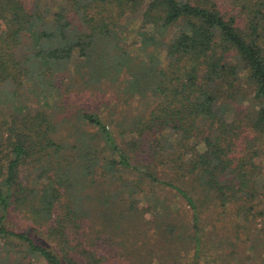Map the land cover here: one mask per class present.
Here are the masks:
<instances>
[{"label":"trees","instance_id":"1","mask_svg":"<svg viewBox=\"0 0 264 264\" xmlns=\"http://www.w3.org/2000/svg\"><path fill=\"white\" fill-rule=\"evenodd\" d=\"M62 1L81 16L85 31H69L64 6L47 20L24 0H0V105L14 107L0 116V264H78L68 234L93 217L87 203L98 198L86 189L97 192L99 172L108 176L101 186L108 178L123 179L131 196L147 180L183 197L196 248L190 264H202L204 202L225 208L262 194L264 0ZM128 14H139L147 28L144 46L153 34L170 32L167 65L140 66L130 80L129 91L144 96L141 82L152 79L154 101L117 130L99 114L83 112L99 146L82 138L81 144L56 142L49 116L20 102L25 87L31 82L46 95L45 71L68 64L78 48L85 60L77 70L90 66L97 41L119 45L115 30ZM131 59L114 58L115 74ZM26 167L33 171L25 181ZM136 172L137 178L124 176ZM108 201L103 196L99 202L108 206ZM241 211L249 212L239 205ZM15 212L33 226L13 228Z\"/></svg>","mask_w":264,"mask_h":264},{"label":"rangeland","instance_id":"2","mask_svg":"<svg viewBox=\"0 0 264 264\" xmlns=\"http://www.w3.org/2000/svg\"><path fill=\"white\" fill-rule=\"evenodd\" d=\"M24 1L29 8L41 10L47 20H52L54 13L64 6L71 21L69 31L77 34L87 29L81 16L67 10L66 1ZM141 24L139 14L122 17L121 27L115 30L120 36L119 45L113 41H97L96 46L90 50V66L77 70L76 65L83 64L85 60V55L78 48L68 64L46 70L43 78L49 91L46 95L40 90L35 92L31 82L25 87L24 93L27 95L22 96L20 102H26L33 113L42 110L49 116L55 125L52 136L56 142L81 144L79 139L82 138L89 144L97 143L93 138L94 129L81 118L85 111L99 114L117 130L118 126L126 127L146 110L148 102L154 101L152 79L141 82L147 87L144 96L137 91L135 94L129 91L130 80L137 70H141L140 66L167 65L166 45L170 42V32L167 35L164 33L165 37L153 34V40L144 46L142 43L146 35L143 32L147 28ZM149 52L154 56H150ZM118 56L132 59L115 74L112 61ZM91 66L94 75L91 74ZM37 93L41 95L36 96ZM0 110L1 117L7 112L5 117L14 107L11 103L5 108L0 105ZM97 151L103 157L106 155L100 147ZM258 162L264 170V156ZM32 171L31 167L23 169L22 177L25 181ZM124 176L137 178L138 173ZM104 177L108 176L101 172L96 175V193L93 192L95 188L86 189V192H92L98 198L87 203L95 210L93 217L84 220L80 227L68 234L70 252L78 264L192 262L196 250L192 215L183 197L163 186H153L147 180L143 184L145 191H138L131 196L124 191L126 187L123 179L111 181L113 179L108 178V182L104 180L106 183L101 186V178ZM262 180V194L252 203L230 202L223 208L208 200L204 202L200 218L202 264H264V174ZM103 196L109 197L108 206L99 202ZM239 205L249 211L247 215L244 211L239 213ZM11 226L21 230L33 225L21 213L15 212L11 217Z\"/></svg>","mask_w":264,"mask_h":264}]
</instances>
